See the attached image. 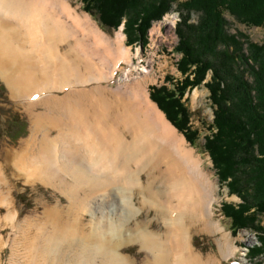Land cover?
Returning a JSON list of instances; mask_svg holds the SVG:
<instances>
[{"label":"bare ground","instance_id":"1","mask_svg":"<svg viewBox=\"0 0 264 264\" xmlns=\"http://www.w3.org/2000/svg\"><path fill=\"white\" fill-rule=\"evenodd\" d=\"M70 10L65 0H0V78L18 103L38 98L24 105L30 140L15 151L0 148V247L12 246L10 263L136 264L124 254L136 244L146 264L228 261L236 245L215 218L217 181L149 100L143 84L150 71L115 89L85 88L113 79L129 51L122 32L110 39L88 15L63 21ZM15 183L43 184L69 205L47 207L38 199L39 207L21 219ZM116 194L134 225L107 206ZM142 209L155 217L140 221ZM7 229L18 233L15 241ZM196 233L217 236L219 255L196 250ZM22 238L28 242L23 258L16 251Z\"/></svg>","mask_w":264,"mask_h":264},{"label":"trees","instance_id":"2","mask_svg":"<svg viewBox=\"0 0 264 264\" xmlns=\"http://www.w3.org/2000/svg\"><path fill=\"white\" fill-rule=\"evenodd\" d=\"M80 0L83 11L102 29L123 26L126 46L146 45L155 21L177 4L180 21L175 34L179 41L178 72L183 79L172 89L153 88L152 101L184 133L192 144L199 133L190 128V114L183 102L187 92L205 84L213 105L210 135L205 150L217 173L220 187L242 203H226L220 211L230 220L232 233L255 231L259 246L249 249L252 258L264 256V45L243 43L229 33L224 14L240 23L264 28V0ZM197 14L196 23L190 15ZM245 46V47H244ZM210 80L207 81V76ZM206 82V83H205Z\"/></svg>","mask_w":264,"mask_h":264},{"label":"rangeland","instance_id":"3","mask_svg":"<svg viewBox=\"0 0 264 264\" xmlns=\"http://www.w3.org/2000/svg\"><path fill=\"white\" fill-rule=\"evenodd\" d=\"M65 1H68V4L70 5V8H72V10H70L69 15L64 14L60 16L61 18L64 17L63 21L67 23L72 22V19L70 21V18H68V16L76 17L77 15H88L90 19H92L93 22L96 23L97 27L102 33H105L108 37H110V39H118V35L120 32H122L121 29H123L124 25H121L120 29H117V31L102 29L100 23L95 20V18L83 11V6L80 0ZM185 1L186 0H179L178 3ZM223 17L224 19H226L229 33L239 38L241 42L246 43V41H249L258 46L264 45V28L240 23V21L238 22L233 17H231L229 12L227 11ZM197 20L198 16L196 13L190 15V22L196 23ZM179 21L180 12L179 10H177V4L175 3L172 4L171 11L168 14H165L160 20L155 21L152 24V27H150L147 34V43L146 45H144V47H141L137 43L133 46H126V37L125 39H123V45L129 51V54L127 55L128 57H126V60L124 62H121V65L118 68L119 70L116 69L114 73L115 77L113 79L109 81L102 80L100 83L88 82L85 88L91 89L98 86L102 88L105 87L115 89L119 86V84H124L125 82H134V80L143 75V70H148L150 71V77L147 80L148 82L143 84V88L146 89L149 95V100L154 103L151 99V95L154 94L153 88L165 86L168 89H172L173 85L177 81H181L183 79V77L177 70L178 61L180 60V54H178L175 50V47L177 46L179 41L178 36H176L175 34V28H177ZM76 29L79 32L80 29H78V26L76 27ZM153 29H155V33L152 36L151 34ZM206 78V82H208L210 80V76L208 75ZM53 93L57 94V96H63L66 92L54 91ZM45 95L47 94H43L42 97H45ZM209 96L210 91H208L207 87L203 83L200 86H196V88L187 92V94L183 98V102L188 108L187 111L190 114L191 122H189V126L192 130L199 133V136L197 137V140L194 141V143L190 144L186 140V144L189 145V147L195 151V154L198 156V158H201V160L205 163L203 164L205 171L212 173V178L217 181L216 186H218L217 193L220 195V203H217L215 205V218L216 220H220L221 225L227 230L230 236L232 235L231 239L236 245V255L232 256L228 261L223 259V264H241V262L243 261L248 264H264V256L254 259L251 257L248 251L249 249L260 245V242H258L257 240V236H255L256 232L249 229H240L239 231L232 233L230 220L226 219V217L223 216L220 211L221 206L226 203L239 205L242 203V201L236 196L228 194L227 187H220L217 179V173L212 167L211 159L209 158L208 154L204 152L205 137L210 135V132L208 131V125L210 126L214 121L213 110H215L213 105H211ZM37 99L38 98L34 96L31 98V100L25 99L21 100L18 103V101L14 100L11 97V93L8 89L7 84L0 78V148H2L6 144L8 147L15 151L16 149H20V147L22 146V142L30 140V137L32 135V125L30 116L26 111L24 105H27L30 102H36ZM154 104L157 105L156 102ZM158 110L162 112L159 109V106ZM40 111H42L41 107L34 109V112ZM164 117H166V119L170 123L167 116L164 115ZM172 127L174 126L172 125ZM177 131L181 136L185 138V135L182 131ZM3 165L4 168H9L5 162H3ZM13 172V170L8 171V173ZM15 188L16 206L17 210H19L20 212L21 219L27 218L36 209V207H39L37 203L38 199L44 200V203L47 207H52L53 205L55 206L59 203L64 207L69 205L68 199L43 184H40L37 187H32L29 185H21L15 183ZM121 201L122 200L119 195H113L112 202L107 206L110 208L112 207L113 210L116 209L115 211H118L121 214L120 217L125 222H129V224L134 225V223H136V220L133 218L131 219L129 215H126V213L124 214L125 209ZM139 201V196L135 195L134 204L136 207H138ZM42 206L43 210L41 209V211H44L46 208L43 202ZM6 213V209H3L2 214L5 216ZM154 215L155 213L153 211L151 213L148 212L147 209H142L139 212L138 219L140 221H142L143 218L145 219V217H147L148 219H152L155 217ZM91 218L92 217L86 214V212L84 213L85 224H88L91 221ZM259 223L261 227H264V215L259 217ZM153 227L158 228L157 224H154ZM1 230L2 228H0V238H2ZM6 231V234H8V236L12 235L11 240L15 241L16 235L18 233L14 234L10 232V229H7ZM192 239L193 246L202 254L219 255V245L216 241L217 236L196 233L193 235ZM5 241L6 240H4V243ZM27 243L28 242L25 240V238H22L19 243L18 249L16 250L19 257L23 258V255H25L26 251H28L26 250ZM21 246H23V248ZM11 248V245L4 246L3 248L0 247V264H11L10 260L13 253ZM124 254L133 258L136 264H146L145 261L147 255L137 244L129 245V247L124 251Z\"/></svg>","mask_w":264,"mask_h":264}]
</instances>
